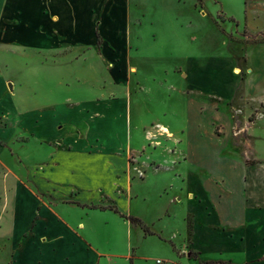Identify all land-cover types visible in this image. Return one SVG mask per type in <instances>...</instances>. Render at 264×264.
I'll return each mask as SVG.
<instances>
[{"label":"rangeland","instance_id":"obj_1","mask_svg":"<svg viewBox=\"0 0 264 264\" xmlns=\"http://www.w3.org/2000/svg\"><path fill=\"white\" fill-rule=\"evenodd\" d=\"M98 11L54 62H38L41 72L32 61L19 62L29 74L12 67L14 93L0 80V216L3 199L13 206L23 196L19 182L57 205L73 197L66 186L44 188V175L80 181L64 167L49 172L70 164L71 135L33 140V100L48 112L65 106L54 115L73 123L81 121L70 108L86 100L124 101L129 121L110 159L133 200L119 212L140 219L148 232L135 228L149 240L139 246L118 215L101 214L100 250L128 252L129 264H264V194L255 178L264 165V0H100ZM100 47L119 56L101 63Z\"/></svg>","mask_w":264,"mask_h":264},{"label":"crops","instance_id":"obj_2","mask_svg":"<svg viewBox=\"0 0 264 264\" xmlns=\"http://www.w3.org/2000/svg\"><path fill=\"white\" fill-rule=\"evenodd\" d=\"M74 1L73 5L72 0H0V80L7 77L12 82V93L15 87L10 77L12 67L15 71L16 66H21L29 74L30 71L25 68L29 65L23 66L25 64L19 62L32 61V72H41L38 62H54L53 54L65 50L72 33L80 35L81 29L88 28L89 21L96 20L100 0ZM96 32H93L92 45L97 41ZM112 43L120 45L118 40ZM99 50L101 63L119 56L118 51L109 54L102 47ZM60 58L66 59L65 56ZM111 102L92 98L83 102V105L71 107V112H75L74 115L79 116L81 121L73 123L71 117L65 120L59 114L54 115V111L65 110V106L54 104L52 111L48 112L44 105L46 103L33 100L30 113L32 122L29 126L34 134L33 140L43 137L49 141L54 138V133L56 135L66 130L71 135L72 148L67 155L71 158L70 164H62L57 169L48 167L49 172L60 171L64 167L67 174L80 181L58 184L52 183L53 180H48L44 175V188L66 186L68 194L73 197L69 202L57 205L39 197L24 183L16 185V195L19 190H23L20 193L23 196H18L16 202L14 200L12 203L13 206L9 199H3L2 203L0 238H3V243L0 245V264H129L128 252H124V256H117L100 250L96 243L99 242V236L94 224L99 215L104 214L109 219H114V215L118 214L108 208L97 210L88 207L109 202L119 212L133 200L131 185L125 178H119V167H114L110 159L117 156L118 152V146L113 141L119 140L121 133L126 132L128 107L124 101L121 105L119 102ZM13 108L10 107L12 110ZM19 129L25 130L22 125ZM93 148L96 149L93 151ZM81 162H84L83 165ZM252 164L251 161H243V166ZM261 166L260 173L257 172L259 175L255 178L264 194V165ZM102 178L105 181H101ZM246 180L244 177L243 186H250L251 182ZM119 189L122 190L117 191ZM262 204L264 205V201ZM7 211H10L8 215ZM120 219L126 234L134 232L138 239L139 230L127 220ZM239 238H242V234ZM148 240L139 237L137 241L142 246ZM129 245L132 246V242Z\"/></svg>","mask_w":264,"mask_h":264},{"label":"trees","instance_id":"obj_3","mask_svg":"<svg viewBox=\"0 0 264 264\" xmlns=\"http://www.w3.org/2000/svg\"><path fill=\"white\" fill-rule=\"evenodd\" d=\"M96 37L99 38V34L97 32H96ZM109 209L113 213L118 214L120 218L127 220L132 226H138L141 229H143L144 232H146V233L148 232V227H146L138 218L133 217V216H125L123 214H120L115 207L109 208ZM202 264H225V263L224 262H220V261H218V262L209 261V262H205V263H202Z\"/></svg>","mask_w":264,"mask_h":264},{"label":"built area","instance_id":"obj_4","mask_svg":"<svg viewBox=\"0 0 264 264\" xmlns=\"http://www.w3.org/2000/svg\"><path fill=\"white\" fill-rule=\"evenodd\" d=\"M159 263V262H158Z\"/></svg>","mask_w":264,"mask_h":264}]
</instances>
